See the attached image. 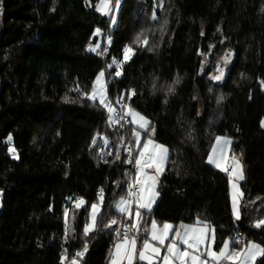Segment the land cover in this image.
<instances>
[{
	"label": "trees",
	"instance_id": "trees-1",
	"mask_svg": "<svg viewBox=\"0 0 264 264\" xmlns=\"http://www.w3.org/2000/svg\"><path fill=\"white\" fill-rule=\"evenodd\" d=\"M98 1L0 0V264H66L62 256L70 260L85 244L80 264H109L116 236L104 225L112 218L113 229L130 224L114 205L134 175V162H124L133 125L110 126L107 110L83 93L114 56L123 59L126 45L133 52L121 76L113 65L106 71L109 96L124 95L169 150L148 220L199 218L215 229L217 249L237 236L264 244V228L253 226L264 219V0H121L114 28ZM138 34L147 45L134 43ZM99 40L105 55L88 50ZM223 48L235 55L217 83L210 67L201 71L203 56ZM9 135L18 158L9 153ZM219 135L243 152L239 220L228 175L207 162ZM99 187L104 202L96 230L85 236ZM78 198L86 205L74 212L65 239L64 213Z\"/></svg>",
	"mask_w": 264,
	"mask_h": 264
},
{
	"label": "snow or ice",
	"instance_id": "snow-or-ice-1",
	"mask_svg": "<svg viewBox=\"0 0 264 264\" xmlns=\"http://www.w3.org/2000/svg\"><path fill=\"white\" fill-rule=\"evenodd\" d=\"M118 2L119 0H117ZM96 10L103 15H108L111 11L109 0H99V3L96 5ZM152 19H156L155 12L152 14ZM100 31V29H96L94 35H99ZM108 42L111 43V37H108ZM134 43L147 45L148 40L147 37L141 40L140 34H138ZM99 47V44L96 46L90 45L89 50L97 52ZM104 51L106 52L107 49H104ZM132 52L133 49L131 46L126 45L123 49L122 60L117 61L113 57L112 64H109L108 67L111 68L113 64L116 65V77L121 76L120 67L130 58ZM97 54L103 55V52H97ZM229 59L230 55L226 54L224 58L225 64ZM216 71L218 74L213 75L211 79L215 81L222 80L224 78V68L217 65ZM104 76V71H100L92 85L91 92L83 93V95L92 102L98 100L100 106L107 110L110 126L113 123L120 124L121 121L126 120L128 117H131L129 123L136 126L132 128L133 140L129 142L134 147L129 146L125 149L128 153V159L124 161L128 164H133L134 162L135 174L127 183V198L122 196L114 205L117 213L127 216L132 221V224L131 226L128 224L123 225L122 230L119 227L113 229L112 226L118 224V221L112 218L104 225L106 230L114 231L116 236L110 264H137L138 261L145 262V264H257L259 261V264H264V244H258L254 241L245 242L243 238L240 240H237L236 237L225 239L222 241L219 251H216L214 248L215 229L206 221H201L199 218L196 219L195 223L190 225L181 223L179 228H175V230L172 224L164 222L160 226L153 219L150 229L144 230L145 238L142 239L141 246L138 250L137 237L140 235L141 210H151L156 197L159 195L156 187L159 176L164 171L168 150L165 146L157 144L151 138V133L154 129L151 127V122L148 118L126 105L123 97L115 101V104L120 106L119 111H117L116 107L112 106L113 102L107 97V82L104 80ZM179 82V78H177L173 85H168L167 92L173 93L175 91L174 85ZM261 83L264 84V81ZM153 88L155 89V85H153ZM76 90L79 92V87ZM131 95H135L134 90ZM128 98L131 99V96ZM219 99L222 100L223 97L221 96ZM164 102L167 103V100ZM121 127H123L122 124ZM142 133L143 137L141 135ZM7 139L11 142V135ZM222 139L224 138L216 137V144L212 146V151L208 155V162L228 172L230 179L234 177L235 181L243 180V169L238 160H233L231 171L226 166L223 149L218 147ZM104 141L108 143L107 137H104ZM95 142L94 138L93 143L95 144ZM224 143L227 144L229 141L224 140ZM8 150L15 155L14 148L9 147ZM116 159H120L119 151L116 152ZM232 187L234 190L232 212L235 219L239 220L240 210L238 207V198L242 197L243 193L240 192L236 182L232 184ZM257 199H260V197H257ZM98 201V203H92L90 206L89 219L83 227L85 236L96 230L97 216L100 214L104 202L103 189L100 190ZM85 204L86 202L81 198L76 202L75 207L80 208ZM65 222L67 223V210L65 211ZM253 226L256 228H264V219L255 221ZM173 230L174 234H172ZM170 234H172L171 238ZM234 243L235 246H233ZM162 249H164L163 255ZM86 251L87 244L84 245L83 251L76 252L70 260L67 255L62 256V260L66 264H79V258H82Z\"/></svg>",
	"mask_w": 264,
	"mask_h": 264
},
{
	"label": "rangeland",
	"instance_id": "rangeland-1",
	"mask_svg": "<svg viewBox=\"0 0 264 264\" xmlns=\"http://www.w3.org/2000/svg\"><path fill=\"white\" fill-rule=\"evenodd\" d=\"M99 3V1L96 3V5ZM120 4H121V0H119V2L117 3V1H114V0H109V7H110V13L108 14V15H105V16H107L108 18H110L111 19V28H114V26H115V24H116V22H117V15H118V12H119V8H120ZM96 32V31H95ZM101 34H102V32L100 31V34L99 35H96V36H101ZM97 44H99L100 46H101V41L99 40L94 46H96ZM100 49V47L97 49V50H99ZM226 54H228V55H230V59L227 61V63L225 64V61H224V58H225V56H226ZM105 55V54H104ZM234 55H235V53H234V51L233 50H231V49H229V48H223L222 50H221V53L220 54H211V57H209L208 55L207 56H203V66H202V68H201V71H203V69H205V67H210L211 68V73L208 75L209 76V79H211V77L213 76V75H217L218 73H217V71H216V66L217 65H219V67H221V68H224V78L222 79V80H220V81H215V80H213L214 82H217V83H222L223 81H224V79H225V77H226V75H227V73H228V70H229V68H230V65H231V63L233 62V59H234ZM109 65V64H108ZM109 67L107 66V67H105V68H103V69H101L100 71H104V73H105V76H104V80L107 82V97H108V99L109 100H111L113 103H112V106H114V107H116V104H115V101L118 99V98H115L114 100L113 99H111L110 98V96H109V93H108V81H107V75H106V71H107V69H108ZM98 75V74H97ZM97 77V76H96ZM96 77H95V79H94V82H95V80H96ZM212 80V79H211ZM93 82V83H94ZM92 90V89H91ZM91 92V91H90ZM122 97H124V95H122ZM92 102V101H91ZM96 102H98L99 103V101L97 100ZM133 109V108H132ZM135 111H137V112H139L138 110H136V109H134ZM140 114H142L141 112H139ZM143 115V114H142ZM144 116V115H143ZM146 117V116H145ZM147 118V117H146ZM130 119H131V117H130ZM149 120V119H148ZM134 127H136L135 125H133V128ZM151 127L154 129V131L151 133V138L157 143V144H160V145H163V146H165L166 147V145H164L163 143H160V142H158L157 140H155L154 139V134H155V127L154 126H152L151 125ZM137 130H139L138 128H137ZM142 135V137H143V133L141 134ZM219 137H222V138H224V139H222L221 141H220V144L218 145V147L219 148H222L223 149V154H224V156H225V158H226V166H228L229 167V169L231 168V166H232V162H233V160L234 159H236V160H238L239 161V163L242 165V169H243V176H244V179L243 180H240V181H235V178L233 177L232 179H230L229 178V188H230V200H231V209H232V197H233V187H232V184L234 183V182H236L237 184H238V188H239V190H240V192H242V189H241V185H242V183L246 180V176H247V174H246V168H245V164H244V162H243V152L242 151H238V150H236V151H234V150H232V144H233V139H232V137H230V136H228V135H219ZM224 140H227V141H229V143H227V144H225L224 143ZM7 142L9 143V147H12V148H14V146H13V143H12V140H11V142H9L8 141V139H7ZM214 144H216V139H215V141H214V143H213V145ZM212 145V146H213ZM167 148V147H166ZM15 149V148H14ZM167 150H168V148H167ZM211 151H212V147H211V150H210V152H209V154L211 153ZM10 154H11V156L12 157H14V158H17V152H16V150H15V155H13L11 152H9ZM168 159H169V150H168V152H167V159H166V161H165V165H164V170H165V167H166V165H167V162H168ZM207 162H208V157H207ZM209 163V162H208ZM209 164H211V163H209ZM212 166H214V167H216L214 164H211ZM217 168V167H216ZM218 169H220V168H218ZM220 170H222V169H220ZM223 171V170H222ZM223 172H225V171H223ZM226 173V172H225ZM162 175V174H161ZM161 175L159 176V179H158V183H159V181H160V177H161ZM229 177V176H228ZM158 183H157V187H156V191H157V188H158ZM158 192V191H157ZM2 197H3V192L0 190V206H1V204H2ZM158 197H159V195L156 197V199H155V201H154V203H153V205H152V208H151V210H144V209H142L141 210V217H142V219H141V227H140V237H137V239H138V250H139V247L141 246V241H142V239L143 238H145V236H144V230L145 229H150V227H151V221L153 220H148V218H149V216L147 215V213H149V212H151L152 210H153V208H154V206H155V204H156V202H157V200H158ZM121 198V197H120ZM120 198H118V200L117 201H119V199ZM125 198H127V197H125ZM79 200V198L78 199H76L74 202H73V204L70 206V207H68L66 210H67V223L65 222V213H64V229H65V239H67L70 235H72L73 234V232H74V227H73V224H74V212L77 210V209H81V208H84L85 207V205H83V206H81L80 208H76L75 207V204H76V202ZM84 200V199H83ZM85 201V200H84ZM116 201V202H117ZM86 202V201H85ZM238 207H239V210H240V217H241V209H242V197H239L238 198ZM65 210V211H66ZM145 214V215H144ZM232 214H233V212H232ZM144 216H146V219H145V217ZM127 217V216H126ZM233 217H234V215H233ZM128 218V217H127ZM235 218V217H234ZM156 221V220H155ZM157 222V224L158 225H160V226H162L163 225V223L164 222H158V221H156ZM167 223H169V224H172L173 226H174V230H175V228H179V226L181 225V223H179V224H174V223H171V222H167ZM131 224H132V221L130 220V224H128L129 226H131ZM183 224H185V225H190V224H193V223H183ZM209 224V223H208ZM210 225V224H209ZM119 228H121V230H122V226H120ZM174 230H173V233L172 234H174ZM66 232H67V235H66ZM172 234H170V238H171V235ZM230 238H232V237H228L227 239H230ZM238 240V239H237ZM250 241H253V240H250ZM115 242H116V238H115ZM115 242H114V244H115ZM248 242V241H247ZM254 242H256V241H254ZM256 243H258V242H256ZM258 244H260V243H258ZM233 246H235L234 244H233ZM214 248H215V246H214ZM215 250L216 251H219V249H217V248H215ZM113 252H114V245L112 246V248H111V252H110V255H109V264H110V261H111V259H112V254H113ZM163 253H164V249H162V255H163ZM79 264H80V260H79Z\"/></svg>",
	"mask_w": 264,
	"mask_h": 264
},
{
	"label": "built area",
	"instance_id": "built-area-1",
	"mask_svg": "<svg viewBox=\"0 0 264 264\" xmlns=\"http://www.w3.org/2000/svg\"><path fill=\"white\" fill-rule=\"evenodd\" d=\"M107 52V51H106ZM105 51H103V55L106 53ZM115 58H116V60L117 61H120L121 59L119 58V57H116V56H114ZM113 60V59H112ZM113 66L114 67H116V65H114L113 64ZM124 102H125V104H126V100L124 99ZM127 105V104H126ZM119 105H117L116 104V109H117V111H119ZM131 119H130V117H128L126 120H124V121H121V123H123L124 125H129L130 123H129V121H130ZM129 146H132V145H130V144H128V145H126V147H125V149L127 148V147H129ZM134 147V146H133ZM126 153H127V151H126ZM128 154V153H127ZM135 154V153H134ZM134 168V174H135V167H133ZM229 171H231V168L229 169ZM226 174L229 176V173L228 172H226ZM133 177H134V175H133ZM133 177H131V179L133 178ZM130 179V180H131ZM102 188L101 187H99L98 188V190H97V193H98V196L100 195V190H101ZM236 239H238V240H240L241 238L239 237V236H237L236 237ZM83 249H84V247L82 248V249H80V250H78L77 252H79V251H83ZM86 253V252H85ZM85 253H84V255H85ZM83 255V256H84Z\"/></svg>",
	"mask_w": 264,
	"mask_h": 264
},
{
	"label": "crops",
	"instance_id": "crops-1",
	"mask_svg": "<svg viewBox=\"0 0 264 264\" xmlns=\"http://www.w3.org/2000/svg\"><path fill=\"white\" fill-rule=\"evenodd\" d=\"M138 237H140V236H138ZM139 239V238H138Z\"/></svg>",
	"mask_w": 264,
	"mask_h": 264
},
{
	"label": "water",
	"instance_id": "water-1",
	"mask_svg": "<svg viewBox=\"0 0 264 264\" xmlns=\"http://www.w3.org/2000/svg\"><path fill=\"white\" fill-rule=\"evenodd\" d=\"M88 50H89V48H88Z\"/></svg>",
	"mask_w": 264,
	"mask_h": 264
}]
</instances>
